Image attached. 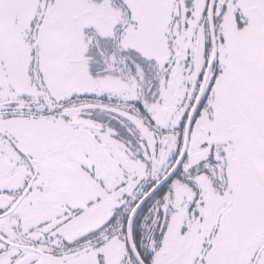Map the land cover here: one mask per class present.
Listing matches in <instances>:
<instances>
[{
  "label": "snow or ice",
  "instance_id": "6c2138e0",
  "mask_svg": "<svg viewBox=\"0 0 264 264\" xmlns=\"http://www.w3.org/2000/svg\"><path fill=\"white\" fill-rule=\"evenodd\" d=\"M0 264H264V0H0Z\"/></svg>",
  "mask_w": 264,
  "mask_h": 264
}]
</instances>
